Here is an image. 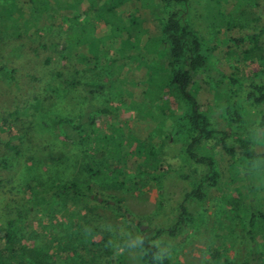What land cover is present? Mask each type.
Listing matches in <instances>:
<instances>
[{"label":"rangeland","instance_id":"374dc122","mask_svg":"<svg viewBox=\"0 0 264 264\" xmlns=\"http://www.w3.org/2000/svg\"><path fill=\"white\" fill-rule=\"evenodd\" d=\"M121 1L122 16L134 14L141 21L138 28L142 36L136 50L132 49L135 43L121 33L106 37L104 42L68 46L65 26L56 22L51 28L33 14L28 0H20L23 21H32L24 38L0 34V65L9 72L6 75L0 70V157L9 161L7 168L0 165V229L18 220L20 208L31 203L32 189L36 187L86 181L93 186L91 201L73 203L72 216L64 212L68 202L54 209L27 212L18 240L33 264H118L123 252L129 255L124 264H141L136 252L139 230L154 237L160 230L171 229L178 207L191 189L179 171L194 179L207 172L205 167L180 157L183 145L171 140L170 119L148 123L135 116L133 106L145 99L147 64L161 50V37L152 19L153 8L162 0ZM216 1H190L188 16L192 26L215 49L213 56L228 75L244 83L249 78L264 77V50L255 51L248 43L238 47L233 40L264 31V0L239 11L228 6L224 16ZM89 8L90 4L84 2L74 13ZM96 30L98 34L106 33L107 26L99 20ZM260 46L264 49V34ZM82 56L90 57L89 63L83 62ZM95 57L99 58L96 66L92 65ZM72 81L76 85L67 86ZM199 83L201 110L220 131L200 153L217 160L222 182L210 191L204 204H187L191 212L203 217L199 228H187L177 238L161 233L153 243L171 257L173 264H254L250 245L234 213L239 205L247 204L246 182L239 163L226 154L222 144L238 146L240 139H249L264 151V131L253 122L264 107L246 105L248 123L244 126L226 123L217 107V93L200 79ZM103 108L112 115L95 116L94 129L98 133L117 134L127 123L141 146L152 145L157 154V168L150 167L147 172L139 169L137 161L119 165L129 179L137 180L135 188H121L115 182L116 172L104 171V160L92 146L79 139L66 140L62 135L61 120L85 123ZM14 113L30 116L42 135L26 148L7 143L9 137L1 133L4 126L10 133L13 130ZM14 137L16 140V133ZM161 154L167 159L163 160ZM263 172L264 161L258 164L256 174ZM96 197L108 203L102 204ZM261 198L264 201V192ZM3 236L1 233L0 239Z\"/></svg>","mask_w":264,"mask_h":264},{"label":"trees","instance_id":"16d2710c","mask_svg":"<svg viewBox=\"0 0 264 264\" xmlns=\"http://www.w3.org/2000/svg\"><path fill=\"white\" fill-rule=\"evenodd\" d=\"M190 1L162 0L153 8L152 20L161 37V50L154 60L147 64L145 99L133 108L135 116L148 123H155L159 118L170 119V138L175 143L183 145L180 157L205 167L207 172L204 176L194 179L179 171L178 175L189 182L191 189L179 205L178 215L171 229L160 230L154 237L139 230L141 235L136 252L140 256L141 264H173L171 257L162 252L153 241L161 233L177 238L187 228H199L203 217L191 212L187 204L191 202L197 206L204 204L210 191L222 182L223 177L217 160L213 156L200 153V149L215 140L220 131L201 110L197 96L199 79L203 85L217 93L220 102L217 107L221 108L226 123L244 126L248 123L246 105L264 107V77L249 78L244 83L219 68L218 61L213 56L215 49L205 43L192 26L188 16ZM259 1L217 0L216 3L222 7L220 13L224 16L228 6L232 5L239 11L243 6H258ZM28 2L33 14L49 23L51 28H54L56 22L65 26L68 46L79 47L95 40L104 42L106 37L109 39L110 36L121 33L135 43L132 49H138L136 47L140 44L142 36L138 28L141 21L134 14L127 18L122 16L119 11L121 0H28ZM84 2H88L90 8L83 13H74ZM22 15L20 0H0V34L12 33L17 40L23 39L32 21H23ZM99 20L106 24V33H97L96 23ZM263 34L264 31H261L233 40L238 47L248 43L253 46V50L263 51L260 46ZM82 58L83 62L89 63L90 57ZM98 60L99 58H96L92 65L96 66ZM0 70L6 75L9 74L2 64ZM76 83L67 82V86L74 87ZM91 86L101 88L96 84ZM14 114L16 115L12 117H16V123L11 133L7 131L6 126L1 128V133L9 137L7 143L12 142L16 148H26L33 140H39L42 135L37 132L38 127L30 116L19 117L17 113ZM100 114L112 115V112L106 108L98 109L91 115L90 121L85 123L61 120L59 127L62 135L66 140L79 139L84 145L92 146L93 152L104 160V171L116 172L115 182L121 188H135L137 180L129 179L119 165L137 161L140 162L139 169L147 172L150 167L157 168L158 161L155 159L157 154L152 145L141 146V142L130 131L127 123L117 134L98 133V129H94V121L95 116ZM21 121L20 126L17 125ZM253 122L264 131V109L256 113ZM14 133L17 135L16 140ZM256 145L255 140L240 139L238 146H228L223 142L222 148L242 169L248 192L247 204L239 205L234 213L250 245L254 264H264V201L261 198L264 192V172L261 175L256 174L258 164L264 161V151H259ZM161 157L163 160L167 159L165 155L161 154ZM8 164L7 158L0 157V165L7 168ZM32 190L33 200L22 205L18 220H11L6 228L0 229V234L4 233L0 239V264H33L20 247L18 240V230L27 212L54 209L68 202L70 204L66 206L64 212L66 216H72L70 208L75 206L73 203L91 201L93 196L90 181L42 186ZM96 201L108 203L97 197ZM119 256L118 264H124V260L129 258L126 252Z\"/></svg>","mask_w":264,"mask_h":264}]
</instances>
